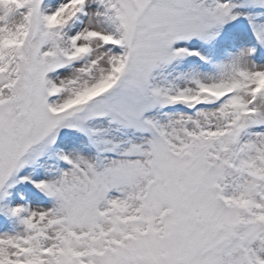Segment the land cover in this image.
I'll use <instances>...</instances> for the list:
<instances>
[{"label":"snow or ice","instance_id":"obj_1","mask_svg":"<svg viewBox=\"0 0 264 264\" xmlns=\"http://www.w3.org/2000/svg\"><path fill=\"white\" fill-rule=\"evenodd\" d=\"M0 264H264V0H0Z\"/></svg>","mask_w":264,"mask_h":264}]
</instances>
